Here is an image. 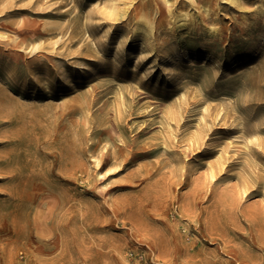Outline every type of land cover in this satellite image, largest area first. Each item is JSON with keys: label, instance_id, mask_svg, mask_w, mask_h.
Listing matches in <instances>:
<instances>
[{"label": "rangeland", "instance_id": "374dc122", "mask_svg": "<svg viewBox=\"0 0 264 264\" xmlns=\"http://www.w3.org/2000/svg\"><path fill=\"white\" fill-rule=\"evenodd\" d=\"M263 36L264 0H0V264H264Z\"/></svg>", "mask_w": 264, "mask_h": 264}, {"label": "bare ground", "instance_id": "6f19581e", "mask_svg": "<svg viewBox=\"0 0 264 264\" xmlns=\"http://www.w3.org/2000/svg\"><path fill=\"white\" fill-rule=\"evenodd\" d=\"M115 5V4H114ZM156 26V25H155ZM264 38V36H263ZM149 41V40H148ZM220 45V44H219ZM263 52V51H262ZM196 54V53H195ZM150 55V54H149ZM147 55V56H149ZM152 55V54H151ZM254 56V55H253ZM257 56V55H256ZM148 58V57H147ZM191 59V58H190ZM260 68V67H259ZM64 70V69H63ZM261 70V69H260ZM5 100H3L4 102ZM7 102V101H6ZM9 104V103H8ZM22 112V111H21ZM5 113V112H4ZM7 113V112H6ZM25 116V115H24ZM5 119V118H4ZM32 120V119H30ZM32 123V122H31ZM211 138V137H210ZM7 139V138H5ZM4 141V139H3ZM208 141V140H207ZM208 143V142H207ZM11 141H7L6 145H10ZM206 145V144H205ZM207 146V145H206ZM8 149V148H7ZM13 152V151H12ZM11 151H7L5 152V154L3 155V158L0 159V178L3 179H8L10 182H13L16 179H19L21 177L20 173L18 172V170L16 169V167H14V163H15V158L13 156ZM14 153V152H13ZM30 159V158H29ZM81 160V159H80ZM73 164V163H72ZM123 166V165H122ZM71 168V167H70ZM69 168V169H70ZM225 168V167H224ZM227 168V166H226ZM28 177V176H27ZM24 178V177H23ZM63 178V177H62ZM15 192V191H14ZM197 196V195H196ZM195 196V197H196ZM15 199V198H14ZM226 199V198H225ZM234 203V202H233ZM10 212V211H8ZM213 212V211H212ZM243 221V220H242ZM213 224V223H212ZM227 226V225H226ZM206 227V226H205ZM252 227V225H251ZM173 240V239H172Z\"/></svg>", "mask_w": 264, "mask_h": 264}]
</instances>
